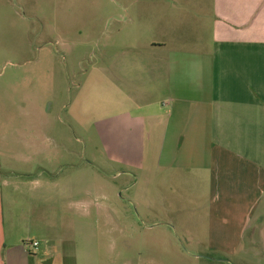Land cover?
Listing matches in <instances>:
<instances>
[{"label": "rangeland", "instance_id": "obj_1", "mask_svg": "<svg viewBox=\"0 0 264 264\" xmlns=\"http://www.w3.org/2000/svg\"><path fill=\"white\" fill-rule=\"evenodd\" d=\"M174 1L0 0L5 217L59 216L79 264H264L255 206L235 202L250 182L170 163L149 118L158 98L138 73L166 36L154 8Z\"/></svg>", "mask_w": 264, "mask_h": 264}, {"label": "crops", "instance_id": "obj_2", "mask_svg": "<svg viewBox=\"0 0 264 264\" xmlns=\"http://www.w3.org/2000/svg\"><path fill=\"white\" fill-rule=\"evenodd\" d=\"M176 2L154 8L166 14L159 23L166 36L149 43L148 67L138 73V83L158 98L149 118L167 126L170 163L179 157L187 168L198 157L207 169L223 165L227 180L250 182L235 202L255 206L250 234L262 241L264 0ZM10 185L0 181V264H79L74 234L59 216H13L10 224L4 209ZM32 242L38 247L26 252L24 244Z\"/></svg>", "mask_w": 264, "mask_h": 264}, {"label": "built area", "instance_id": "obj_3", "mask_svg": "<svg viewBox=\"0 0 264 264\" xmlns=\"http://www.w3.org/2000/svg\"><path fill=\"white\" fill-rule=\"evenodd\" d=\"M24 246H25V251L26 252H31L32 249H36L38 247V243H36V242H34V243L33 242L32 243H25Z\"/></svg>", "mask_w": 264, "mask_h": 264}]
</instances>
